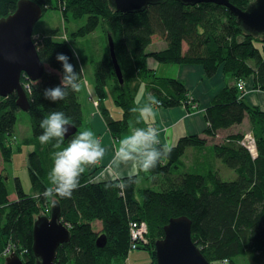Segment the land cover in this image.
<instances>
[{
    "label": "trees",
    "instance_id": "1",
    "mask_svg": "<svg viewBox=\"0 0 264 264\" xmlns=\"http://www.w3.org/2000/svg\"><path fill=\"white\" fill-rule=\"evenodd\" d=\"M17 1L0 0V17L12 13ZM32 1L41 7L42 13L52 7L51 0ZM58 1L55 7L60 8L65 29L66 24L83 16L85 22L67 30L64 39L55 37L57 29L37 31V52L46 69L36 81L21 77L24 88L29 84V91L25 89L29 101L26 112L32 133L23 138L21 144L33 146L27 155L32 192L26 193L20 179L14 177L16 198L9 200L8 177L0 172V249L11 243L18 255V251H23L20 258L24 264H36L37 258L32 252L33 224L39 210L48 205V197L42 194L50 186L48 173L57 151L51 143L39 142L42 132L39 123L53 110L63 111L77 127L83 119L79 91H70L65 100L57 102L45 99L43 91L60 83L62 66L55 59L57 53L69 57L81 80L83 73L73 56L71 41L99 26L103 30L107 55L94 63V90L101 100L109 88L114 101L123 109L122 117L113 119L99 102L114 137L128 130L131 119L144 127L138 123V113L132 111L135 107L126 86L131 78L146 81V93L155 95L160 101L158 106H183L187 112L198 108L183 81L157 76L146 66L147 56L161 63L200 64L207 77L221 68L232 76L234 83L223 86L204 109L207 127L203 134L181 136L171 146L170 155L147 172L146 177L154 174L163 177L164 184L159 190L138 188L135 178V182L123 190L122 199L117 187H107L106 180H95L93 172L85 171L79 188L70 198L53 197L60 206L61 220L70 232L69 241L57 248L54 264H125L130 220L147 224L148 240L138 248L148 250L152 264H156L154 242L163 236V226L168 220L180 215L190 218L192 241L211 264L224 260L232 263L240 256L251 264H264V104L262 107L248 104L237 88V81H246L253 75L254 86H259L264 95V39L246 32L225 6L215 3L187 5L178 0H163L140 11L120 12L111 8L108 0ZM229 1L244 9L252 0ZM107 34L114 42L124 79L122 84L115 76L109 57ZM154 36L164 39V49L147 50ZM16 98L15 93L0 96V164L11 159L12 143L17 142L14 127L20 109ZM245 117L253 133L255 157L241 143L244 139L241 132L211 147L212 154L235 171V179L223 180L217 170L174 175L175 169L184 165L181 157L188 147H205L208 137L240 124ZM72 137L65 139L63 146H67ZM20 149L18 145L17 150ZM93 221L100 222V233L94 230ZM99 234L106 236L102 247L96 246Z\"/></svg>",
    "mask_w": 264,
    "mask_h": 264
},
{
    "label": "water",
    "instance_id": "2",
    "mask_svg": "<svg viewBox=\"0 0 264 264\" xmlns=\"http://www.w3.org/2000/svg\"><path fill=\"white\" fill-rule=\"evenodd\" d=\"M163 0H108L109 6L120 12H136L149 4ZM183 4L215 3L225 6L236 17L238 25L246 32L261 35L264 39V0H252L246 8H240L229 0H178ZM42 15L41 7L32 0H18L14 11L0 17V96L15 93L16 105L28 111L29 101L21 77L38 80L46 65L37 52L33 38L34 25ZM109 57L119 83L124 79L117 61L114 42L107 35ZM74 125L65 139L74 135ZM251 138L253 133L250 132ZM256 156V155H255ZM70 239L68 227L61 220L60 206L54 202L49 215H37L33 224L32 252L36 264H54L60 244ZM106 236L96 238V246L105 244ZM156 264H211L200 252L191 238V220L186 215L171 217L163 226V236L154 242ZM5 264H24L16 253L5 258Z\"/></svg>",
    "mask_w": 264,
    "mask_h": 264
},
{
    "label": "clouds",
    "instance_id": "3",
    "mask_svg": "<svg viewBox=\"0 0 264 264\" xmlns=\"http://www.w3.org/2000/svg\"><path fill=\"white\" fill-rule=\"evenodd\" d=\"M76 53L73 52V56ZM55 59L62 66L60 83L46 88L43 97L51 102L65 100L70 91L80 89V74L70 63L65 53H57ZM147 102L132 111L138 113V123L154 115V108L160 104L155 95L146 93ZM74 126V121L63 111H50L39 123L42 129L39 142L51 143L57 151L53 154V164L48 173L50 186L43 192L44 197L70 198L80 186V177L88 167L99 166L101 175L107 181V187H118L121 190L135 182L141 172H150L162 159L167 158L172 147L161 144L160 131L155 127H134L130 133L119 139L111 149L102 146L96 134L86 129L74 135L67 146L65 137ZM106 157L107 160L105 159Z\"/></svg>",
    "mask_w": 264,
    "mask_h": 264
},
{
    "label": "crops",
    "instance_id": "4",
    "mask_svg": "<svg viewBox=\"0 0 264 264\" xmlns=\"http://www.w3.org/2000/svg\"><path fill=\"white\" fill-rule=\"evenodd\" d=\"M97 39L101 44L103 39L102 35H98ZM154 42H156V44L158 42L161 43L157 46ZM150 45L154 46L155 50H159L166 47V42L160 39L158 36L152 38ZM105 56L106 52L104 46L102 57ZM145 63L149 69L155 72V74L161 75L160 77L173 75V77L182 80L188 89L190 96L196 99L198 108L192 112H187L183 106L172 108L157 106L154 108V115L143 119L141 123L145 127L155 126L160 131L161 144H169L170 146L174 145L176 141L183 135H202L204 129L207 127V123L204 119V109L210 105L214 96L221 90L223 86L233 82L232 76L230 74H225L222 69L219 68L213 76L207 77L204 73L203 67L200 64L182 63L180 65H166L158 62L151 56L146 57ZM82 73L83 76L79 81V102L81 101L80 105L83 114V130H92L101 140L102 146L109 148L108 155L110 156L111 149L117 144L119 139L128 135L130 131L138 125L136 120L131 119L129 121L128 130L114 137L106 125V121L101 111L99 102L101 101V103H103L104 109L107 110L108 114L113 119H120L122 117L123 109L118 104H116L115 101V109H110V107L107 105V100L111 99V96H113L111 90L106 88L105 96L100 100L94 90V75L92 82L91 79L84 78V75L86 74L85 70H83ZM145 84L146 81L140 77L131 78L126 82V86L130 95L132 96L135 108L141 107L147 102ZM243 97L244 100L249 104H254L256 106H261L263 104L262 102L264 95L261 91H258L257 94L254 95L253 90H248V92H246ZM230 129H235V133L245 131L246 134H250L251 132L250 122L247 117H245L240 124H236L230 128L222 130ZM107 158L108 157L105 159L107 160ZM89 169L90 168H86V172L91 173L94 170L93 177L95 180H105L101 175V168L99 166L93 167V169L90 170ZM98 174H100V177L97 178Z\"/></svg>",
    "mask_w": 264,
    "mask_h": 264
},
{
    "label": "rangeland",
    "instance_id": "5",
    "mask_svg": "<svg viewBox=\"0 0 264 264\" xmlns=\"http://www.w3.org/2000/svg\"><path fill=\"white\" fill-rule=\"evenodd\" d=\"M58 2H59L58 0H51L52 7L46 9L42 13L38 21L35 23L34 34H33L34 42H36L37 31L39 30L57 29L56 30L57 33L55 37L58 39H64L66 37L65 33H67L71 27L74 28V27L84 24L85 16L81 17L78 20H72L71 22L66 24V29H65V24H64L62 15H61L60 8L55 7ZM58 5L60 6V4ZM93 32L85 36L78 37L74 41L73 40L71 41L72 49L76 53L75 55L76 61L79 64L82 71L83 70L86 71L84 78L85 79L89 78L91 79L92 82H93V75H94V63L102 59V53L104 52V46H105L103 39H102L101 44L97 39L98 35H102L103 37L101 28L98 26ZM154 37H158V36H154ZM257 37L262 39L261 35H257ZM160 39L164 40L161 37ZM154 43L155 45L158 46L160 45L161 42H158L157 44L156 42ZM152 45H149L147 47V50H155L154 46ZM257 45L260 46V43H257ZM163 64L180 65L178 63H163ZM250 66L253 67L254 65L251 63ZM156 75L159 77L161 76L158 74ZM167 77H173V75H170ZM244 82H245V87H246L245 93L248 92V90H251V91L253 90L254 95H256L258 91H261V89L258 88L259 86L258 87L254 86L253 75H250L248 79ZM232 83H234V80ZM78 99L80 100L79 94H78ZM262 103L264 104V99ZM107 105L110 107V109L112 110L115 109L113 96H111V99L107 100ZM262 105L259 107H262ZM252 106H256V105L253 104ZM80 131H83L82 123L78 127V132H76L74 135L78 134ZM244 132L245 131L241 132L244 134L243 138L246 139V141H249L250 139L248 136H250V134H246V132L245 133ZM31 133L32 132H31V127H30V122H29V114L26 111L19 110L18 115H17V122L14 127V135L16 137L17 142L15 141L12 143L11 159L9 161H3V162L1 161V164H0V172H2L3 174H6L8 177L7 185H8V190H9V196H8L9 200H15L16 198V193L14 189V179H13L14 177H18L20 179L22 188L26 193L32 192L31 185H30V179H29L30 177L28 173V166H27V155H28V152L33 149V146H27L25 144H21L22 139L25 137L31 136ZM233 134H235V129L219 130L215 136L207 138V143L205 147L200 148V149L196 147H188L183 157H181L184 165L182 167H178L177 169H175L174 175H182L183 173H186V172L197 173V172H208L211 170H217L221 179L227 180V181L235 179L236 178L235 171L229 168L227 165H225L221 161L220 158L214 156V154H212V151H211L212 145H214L215 143L222 142L223 140H225V138L230 137V135H233ZM18 145L21 147L20 150H17ZM88 168L93 169V167H88ZM93 173H94V170H93ZM99 175L100 174L97 175V178L100 177ZM146 176H147V173L141 172L136 177L137 178L136 186L138 188L149 187L155 190H159L160 188L163 187L164 179L160 174H154L149 177H146ZM118 192H119L118 195L122 197L123 199L124 198L123 190L117 187V193ZM48 199H49V201H47L48 205L45 207L44 210L40 209L38 212V215L40 214L49 215L50 208L54 202V198L48 197ZM92 226L97 233L101 232L100 222L93 221ZM147 232H148V227H147ZM128 235H129V242H130L129 221H128L127 236ZM146 240L148 239L146 238ZM129 242H128V245H129ZM143 243L144 242L138 243L136 249L127 247V251L125 252L126 253L125 264H152L151 255L149 251L143 248H138L140 245H144ZM212 264H251V263L248 261L246 257L240 256V257L235 258L232 263L221 261V262H213Z\"/></svg>",
    "mask_w": 264,
    "mask_h": 264
},
{
    "label": "built area",
    "instance_id": "6",
    "mask_svg": "<svg viewBox=\"0 0 264 264\" xmlns=\"http://www.w3.org/2000/svg\"><path fill=\"white\" fill-rule=\"evenodd\" d=\"M237 88L242 93V96H244V93L246 91L245 82L244 81H237ZM25 89L29 91V84H25ZM249 137V141H246V139H243L241 143L247 147L249 152L253 157L256 155V149L255 145L253 144V138ZM129 234H130V242L129 247L130 248H137V244L140 242L146 243V234H147V224L142 220H130L129 221ZM16 247L9 243L5 245L4 248L0 249V264H5V257L9 255L11 252H16ZM19 255L23 254V251H18ZM227 261V260H224ZM125 263V262H124Z\"/></svg>",
    "mask_w": 264,
    "mask_h": 264
},
{
    "label": "bare ground",
    "instance_id": "7",
    "mask_svg": "<svg viewBox=\"0 0 264 264\" xmlns=\"http://www.w3.org/2000/svg\"><path fill=\"white\" fill-rule=\"evenodd\" d=\"M39 31H40V30H39ZM11 253H16V252H11ZM11 253H10V254H11ZM10 254H9V255H10ZM16 254H17V253H16ZM9 255H7L6 257H8ZM17 255H18V254H17ZM18 256L20 257V255H18ZM6 257H5V258H6Z\"/></svg>",
    "mask_w": 264,
    "mask_h": 264
}]
</instances>
